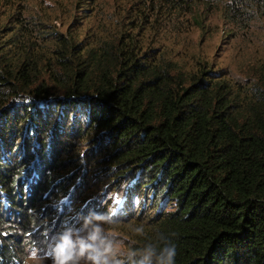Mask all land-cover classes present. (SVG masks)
I'll list each match as a JSON object with an SVG mask.
<instances>
[{
  "label": "trees",
  "instance_id": "obj_1",
  "mask_svg": "<svg viewBox=\"0 0 264 264\" xmlns=\"http://www.w3.org/2000/svg\"><path fill=\"white\" fill-rule=\"evenodd\" d=\"M28 3L0 0V264L80 221L112 264H264V0H77L66 32ZM220 12L230 62L193 39Z\"/></svg>",
  "mask_w": 264,
  "mask_h": 264
},
{
  "label": "rangeland",
  "instance_id": "obj_2",
  "mask_svg": "<svg viewBox=\"0 0 264 264\" xmlns=\"http://www.w3.org/2000/svg\"><path fill=\"white\" fill-rule=\"evenodd\" d=\"M76 1L77 0H29L28 9L29 11H33L37 9L39 5L41 8L49 9L50 13L55 15L57 12L52 11V7H55V4H59V7L57 9L59 13L55 15L53 24L60 32H66L69 28L70 30H72L73 28L76 29L77 24L74 20L77 18H81V12H77ZM114 1L115 0H99V2L105 3V8L107 9H111L113 7ZM60 3H62L61 6ZM2 10L3 9H1L0 18L2 21H5L7 19L8 22L9 18L4 19L2 17L3 13L5 12ZM218 10L219 7L216 8V11ZM219 14L220 15H218V19L220 25L215 22L218 25L212 34L211 32L205 33L204 31L200 30L195 31V33L193 34V39L195 40L194 44L196 46H204L208 37H211V40L209 41L210 45L212 44L213 53L215 54V56H219L220 59L226 62H230L236 59L237 53L233 54L234 52H232L231 54L233 55H231L230 57H223L227 55V51H225L223 47L226 46V44L229 42L230 37L227 35L228 30L224 28L225 26L223 25L222 21L225 17V14L221 12ZM198 17L200 16L198 15ZM91 25L92 23H90L88 27L91 28ZM248 36L250 37V33L248 34ZM253 41L258 47H260V44L264 42V27L259 28L258 35H255L253 37ZM165 49H167V47ZM172 51L176 52L175 50ZM173 57H175V54H173ZM25 127V125L21 126L22 131ZM67 209H69V214L75 213V210H72V208L69 207ZM80 222L81 224L77 227L79 234L70 233L68 235V239L76 240L77 242L75 243V241H72L71 243L64 245L67 247L69 246L70 249H75L76 251H71L70 249H68L67 251H63L61 253L59 252L57 253V255H54L56 251L46 250V252L43 254H35V259L32 258L34 253L31 251L29 252L26 264H57L58 258H64L69 255L72 258L65 260V264H96L94 257H98L101 264H112L115 258L120 257L124 254V240L117 231H113L109 227L108 230L102 223L97 222L96 225L91 226V228L98 229L99 233L98 231L89 233L88 227H84L83 221ZM65 224H67L66 227H69V222ZM56 246L58 247V245ZM61 247L62 246H60V248Z\"/></svg>",
  "mask_w": 264,
  "mask_h": 264
},
{
  "label": "clouds",
  "instance_id": "obj_3",
  "mask_svg": "<svg viewBox=\"0 0 264 264\" xmlns=\"http://www.w3.org/2000/svg\"><path fill=\"white\" fill-rule=\"evenodd\" d=\"M61 251H63V249H61ZM174 256H175L174 246L165 248L164 253L159 258V264H174V261H173ZM32 258L35 259V254H33ZM71 258L72 257L70 255L64 258H58L57 264H65V260L71 259ZM94 259L96 261V264H101L98 257H94ZM141 264H144V262L142 261Z\"/></svg>",
  "mask_w": 264,
  "mask_h": 264
}]
</instances>
